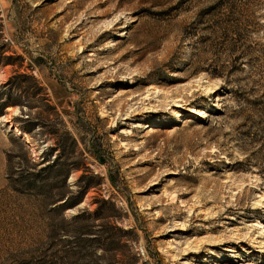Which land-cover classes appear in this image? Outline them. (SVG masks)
<instances>
[{
  "label": "rangeland",
  "instance_id": "1",
  "mask_svg": "<svg viewBox=\"0 0 264 264\" xmlns=\"http://www.w3.org/2000/svg\"><path fill=\"white\" fill-rule=\"evenodd\" d=\"M4 98L0 264H264V0H0Z\"/></svg>",
  "mask_w": 264,
  "mask_h": 264
},
{
  "label": "trees",
  "instance_id": "2",
  "mask_svg": "<svg viewBox=\"0 0 264 264\" xmlns=\"http://www.w3.org/2000/svg\"><path fill=\"white\" fill-rule=\"evenodd\" d=\"M11 103L12 101H9L4 98L0 100V107L6 106L7 104ZM18 126L19 129L29 132V126L27 124H20ZM50 151L51 148L48 151L42 149L40 151V159L36 162L30 161L32 165H37L39 163L42 164L35 169H29L24 173H19L17 178L19 180H23L22 182H24L26 186L30 187L33 186V180L39 179L41 184L39 189H42V191H40L42 192L40 193L42 194L41 198H47L45 200L46 203H53V206L58 209L71 207L79 200L80 195L78 196L76 194H73L70 190H67L66 176L71 167L75 165L72 161H68L67 163L63 161H58L56 155H54L52 158H49ZM55 174H59L56 179L57 182L47 181V177H53L55 176ZM50 185H54L53 192L49 190L51 188ZM16 188L19 189L20 187Z\"/></svg>",
  "mask_w": 264,
  "mask_h": 264
}]
</instances>
